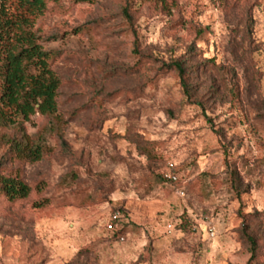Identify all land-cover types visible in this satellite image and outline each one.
I'll return each mask as SVG.
<instances>
[{
	"label": "rangeland",
	"instance_id": "rangeland-1",
	"mask_svg": "<svg viewBox=\"0 0 264 264\" xmlns=\"http://www.w3.org/2000/svg\"><path fill=\"white\" fill-rule=\"evenodd\" d=\"M130 1L137 35L126 0L49 1L36 20L60 53L64 139L37 113L50 151L10 161L0 127V162L33 187L0 198V264H264V0Z\"/></svg>",
	"mask_w": 264,
	"mask_h": 264
},
{
	"label": "trees",
	"instance_id": "trees-1",
	"mask_svg": "<svg viewBox=\"0 0 264 264\" xmlns=\"http://www.w3.org/2000/svg\"><path fill=\"white\" fill-rule=\"evenodd\" d=\"M49 1L60 0H0V127H13L14 134L3 138L9 144L7 159L37 162L50 151L46 136L31 134L26 123L39 113L50 119V131L64 139L65 121L59 114V97L63 80L54 67L59 51L43 46V32L36 28V20L43 15ZM92 0H75L76 3ZM161 11L169 12L176 0H144ZM123 14L132 32L137 35L133 4L126 0ZM175 66L184 75L181 63ZM147 153H149L147 151ZM33 191L20 167L7 171L0 162V198L15 202L27 199ZM129 222L113 234H126ZM110 232V231H109ZM255 246V239L250 236Z\"/></svg>",
	"mask_w": 264,
	"mask_h": 264
},
{
	"label": "built area",
	"instance_id": "built-area-1",
	"mask_svg": "<svg viewBox=\"0 0 264 264\" xmlns=\"http://www.w3.org/2000/svg\"><path fill=\"white\" fill-rule=\"evenodd\" d=\"M172 167H173V165H172ZM165 175H166L165 178L168 181L177 182L179 180L178 173L174 168H171L168 172H166ZM125 221H126L125 220V214L123 212H121L120 210H116L106 220L105 228L107 231H110V232L119 231L120 229L123 228ZM209 230H210L211 234L215 233L214 227H210ZM119 239L124 240L125 235L121 234Z\"/></svg>",
	"mask_w": 264,
	"mask_h": 264
}]
</instances>
